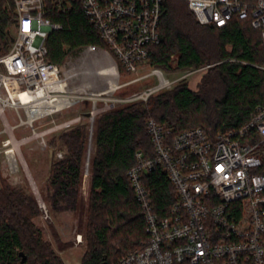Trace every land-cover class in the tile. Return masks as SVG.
Masks as SVG:
<instances>
[{
	"label": "built area",
	"instance_id": "1",
	"mask_svg": "<svg viewBox=\"0 0 264 264\" xmlns=\"http://www.w3.org/2000/svg\"><path fill=\"white\" fill-rule=\"evenodd\" d=\"M164 0H13L16 23L11 46L0 54V161L14 176L29 172L22 148L36 140L47 150L49 137L83 124L82 116L37 131L48 117L70 108L69 82L86 72L65 71L48 60L49 35L62 27L46 18L49 7L61 12L79 5L108 49L97 45L83 48L93 59L96 74L108 83L104 67L115 69L116 91L154 77L157 85L125 98L97 101L83 97L91 85L78 88L81 99L94 100L93 133L97 113L118 105L147 101L152 95L175 86L161 69L148 64L149 47L159 44V25ZM201 24L226 27L232 20H250L264 41V0H187ZM115 58L118 60H115ZM122 68V72L119 69ZM149 69L142 75L141 71ZM201 69L188 71L180 79ZM130 79L121 82L122 76ZM102 92L97 96H104ZM81 98V99H80ZM77 101V102H78ZM58 104L61 108L58 110ZM8 113L19 123L11 124ZM27 127L30 136H15L14 130ZM148 130L155 156L136 153V164L128 171L135 196L145 219L146 240L128 252L117 264H264V106H258L239 129L209 135L196 127L174 133L150 119ZM91 140V139H90ZM62 158V153L57 152ZM90 157L86 162L89 173ZM161 167L174 186L178 201L159 212L145 177ZM32 185L45 218L50 214L37 186ZM83 235H76V243ZM1 264V263H0Z\"/></svg>",
	"mask_w": 264,
	"mask_h": 264
},
{
	"label": "trees",
	"instance_id": "2",
	"mask_svg": "<svg viewBox=\"0 0 264 264\" xmlns=\"http://www.w3.org/2000/svg\"><path fill=\"white\" fill-rule=\"evenodd\" d=\"M46 18L62 27L46 42L51 63L62 66L69 55L88 45L108 49L79 5L64 13L51 6ZM15 23L13 0H0V54L11 46ZM159 32L160 43L149 47L148 64L167 74L207 68L196 90L182 81L147 101L121 104L98 115L92 138L89 125L83 123L49 141L53 153L44 202L49 214L85 213L88 245L81 264H117L146 240L144 213L128 171L136 164L137 152L155 156L150 119L174 133L201 127L213 136L239 129L258 106H264V41L250 20L235 19L223 28L204 25L187 0H164ZM119 69L122 72L120 65ZM91 142L86 208L80 190ZM145 182L159 212L178 201L161 167ZM42 214L34 195L0 179L1 264H19L23 258L25 264H65L35 225ZM58 246L62 252L71 244Z\"/></svg>",
	"mask_w": 264,
	"mask_h": 264
},
{
	"label": "rangeland",
	"instance_id": "3",
	"mask_svg": "<svg viewBox=\"0 0 264 264\" xmlns=\"http://www.w3.org/2000/svg\"><path fill=\"white\" fill-rule=\"evenodd\" d=\"M12 31H14V25L12 27ZM96 55H85L83 49L75 54H71L67 57L66 61L62 65L65 71L72 70L73 72H86L83 75H80L77 78L72 79L69 82L70 93H69V101L72 104L70 108L63 110V112H59L58 114H54L51 117L46 118L45 124L43 126L36 125L37 131H43L50 127V123L52 119H55L58 124L62 123L68 119H72L74 117L82 116V123L87 124L89 126L92 125V115H88L93 110L94 100L97 101V108L101 111L105 106V102L103 99H118L125 98L130 96L133 93L141 92L145 89L153 87L157 85V79L152 77L149 80L141 81L137 84L131 85L129 87L122 88L115 93L106 94L104 96H97L102 92L108 91V83L106 81H102L96 74L97 68L95 67L93 59ZM201 69V68H200ZM207 68H203V71L199 73L190 74L187 79L182 80L187 81L189 83V87L193 90H196L197 85L200 82L202 75L204 74ZM149 69H144L141 71L140 75L145 73ZM194 69L188 70L192 71ZM178 72L173 74H165V77L174 81L175 85L179 84L180 79L187 73ZM130 79V76H122L121 82L127 81ZM91 85V89L87 90V93L81 95L83 97H92L94 100L90 99H81L78 101V97L80 93L77 91L78 88L83 84ZM78 101V102H77ZM10 117V121L12 125H17L19 120L17 117H14L12 113H8ZM97 113L95 116H98ZM94 123V121H93ZM15 136L17 138L30 136L32 130L27 127H19L14 130ZM53 135L49 137V141L52 137L59 135ZM90 152V153H89ZM93 152V144L92 142L89 144L87 160L89 157L91 158V154ZM22 153L24 158L29 166V172L21 171L18 174L12 176L9 172H6L0 161V179H3L10 183L15 187H23L28 193L33 195L32 183L37 186L42 198L47 196L48 186H49V173H50V165H51V156L53 153V149L48 146L47 150H42L36 140L32 141L29 145H26L22 148ZM89 179L90 175L87 173L86 169L84 172V181L81 186V198L86 208L88 206V198L90 194L89 187ZM85 213H73L70 211H65L59 214H50L49 218H45L42 214L38 218L34 220L37 229L40 231L42 239L50 244L52 249L62 258L65 264H81L82 257L85 253V250L88 245V236L87 231L85 229ZM83 235V242L80 244L76 243V235ZM58 243L63 245L70 243L71 247L66 249L65 251H59Z\"/></svg>",
	"mask_w": 264,
	"mask_h": 264
},
{
	"label": "bare ground",
	"instance_id": "4",
	"mask_svg": "<svg viewBox=\"0 0 264 264\" xmlns=\"http://www.w3.org/2000/svg\"><path fill=\"white\" fill-rule=\"evenodd\" d=\"M104 73L107 75L108 77V91L104 92V93H109L112 90V87L115 84V69L112 67V64L109 63L108 65H106L104 67ZM61 108V105L58 104V110ZM90 153V152H89Z\"/></svg>",
	"mask_w": 264,
	"mask_h": 264
},
{
	"label": "water",
	"instance_id": "5",
	"mask_svg": "<svg viewBox=\"0 0 264 264\" xmlns=\"http://www.w3.org/2000/svg\"><path fill=\"white\" fill-rule=\"evenodd\" d=\"M11 41H14V38L11 36ZM19 264H25V258H23V260L19 263Z\"/></svg>",
	"mask_w": 264,
	"mask_h": 264
},
{
	"label": "crops",
	"instance_id": "6",
	"mask_svg": "<svg viewBox=\"0 0 264 264\" xmlns=\"http://www.w3.org/2000/svg\"><path fill=\"white\" fill-rule=\"evenodd\" d=\"M89 187H90V179H89Z\"/></svg>",
	"mask_w": 264,
	"mask_h": 264
}]
</instances>
